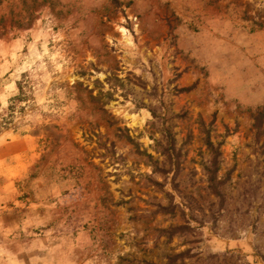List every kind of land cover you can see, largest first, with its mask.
I'll return each instance as SVG.
<instances>
[{"label": "rangeland", "instance_id": "obj_1", "mask_svg": "<svg viewBox=\"0 0 264 264\" xmlns=\"http://www.w3.org/2000/svg\"><path fill=\"white\" fill-rule=\"evenodd\" d=\"M0 264H264V0H0Z\"/></svg>", "mask_w": 264, "mask_h": 264}]
</instances>
